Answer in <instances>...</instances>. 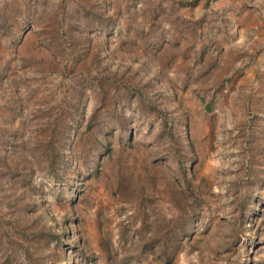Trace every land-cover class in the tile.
<instances>
[{
	"label": "rangeland",
	"instance_id": "rangeland-1",
	"mask_svg": "<svg viewBox=\"0 0 264 264\" xmlns=\"http://www.w3.org/2000/svg\"><path fill=\"white\" fill-rule=\"evenodd\" d=\"M0 264H264V0H0Z\"/></svg>",
	"mask_w": 264,
	"mask_h": 264
}]
</instances>
